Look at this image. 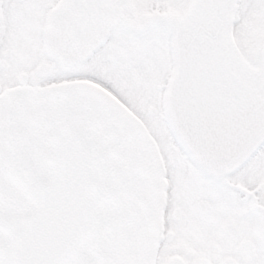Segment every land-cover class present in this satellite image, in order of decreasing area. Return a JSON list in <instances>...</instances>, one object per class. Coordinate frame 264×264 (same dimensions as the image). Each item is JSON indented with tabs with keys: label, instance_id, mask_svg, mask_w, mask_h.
Wrapping results in <instances>:
<instances>
[{
	"label": "snow or ice",
	"instance_id": "6c2138e0",
	"mask_svg": "<svg viewBox=\"0 0 264 264\" xmlns=\"http://www.w3.org/2000/svg\"><path fill=\"white\" fill-rule=\"evenodd\" d=\"M57 3L58 0H0V48L4 47V38L9 37L10 29L14 35L7 40L8 44L26 35L35 50L32 79L39 85L37 95L57 100L54 104H37L30 116L19 122V151L31 169L33 181L47 184L58 164L55 144L58 126L70 114L80 148L100 164L96 176L98 194L93 208V223L102 239L97 240L95 246L86 245L81 264H125L127 254L121 253L117 258L112 243L125 231V218L139 211L137 200L141 192L148 190L147 185L138 188L125 178L127 162L106 142V126L96 121L81 101L87 99L95 102L97 107L108 109L118 107L99 92V89H105L132 107L126 95L116 87L120 83L118 75L143 69L147 61H154L157 51H163L169 45L176 27V21L168 16L136 18L132 8L186 7V0H171L170 4L166 0H64L50 20L48 14ZM212 3L216 7L233 8V0H212ZM234 3V29L243 26L251 10L264 7V0H234ZM84 8L94 10L90 20L77 19V13ZM49 24L52 25L50 39L45 42L41 38ZM217 31L223 34L226 25H217ZM146 96L150 98L149 93ZM7 110L8 102L0 100V128L7 118ZM119 112L127 115L122 109ZM127 119L151 150L149 132L136 125L131 117ZM244 128L248 131L243 135L244 143L238 151H230L225 145H201L200 157L209 166L207 168L181 149L183 176L179 171H172L167 176L169 184L163 202V227L157 228L158 240L166 243L174 238V234L168 231L171 208L173 202L182 198L184 179L195 178L201 185L220 193L229 210L252 208V198L235 185L242 182L255 188L264 182V119L246 123ZM150 132L158 142L162 138L175 142L164 121L152 127ZM262 194L264 187L257 193ZM261 203H264V195ZM33 209L30 200L22 195L18 197L20 214H30ZM256 213L260 215L259 209ZM209 234L215 236L216 230ZM235 243L233 239L228 246L232 252H235ZM260 250L264 252V246ZM156 264H165L163 243ZM214 264H222V261L217 259ZM239 264L264 262L253 257L241 258Z\"/></svg>",
	"mask_w": 264,
	"mask_h": 264
},
{
	"label": "water",
	"instance_id": "95a60500",
	"mask_svg": "<svg viewBox=\"0 0 264 264\" xmlns=\"http://www.w3.org/2000/svg\"><path fill=\"white\" fill-rule=\"evenodd\" d=\"M179 28L176 76L167 94L172 124L199 156L202 144L238 151L248 131L244 125L264 119V73L260 85L248 87L230 69L223 34L200 31L185 42V29ZM37 92L15 86L0 97L8 102L0 128V192L4 193L0 195V264H81L86 245L95 246L102 239L93 223L100 164L80 148L69 114L55 137L54 175L47 184L33 181L19 151V122L37 104L57 103L56 98L49 100ZM99 92L118 107H97L87 99L82 106L106 126V142L127 162L125 178L148 189L137 200L139 211L125 218V231L114 240L112 250L117 258L127 254L125 264H150L160 210L158 155L127 118L144 129L139 121L104 89ZM21 195L34 205L30 214L19 213Z\"/></svg>",
	"mask_w": 264,
	"mask_h": 264
},
{
	"label": "flooded vegetation",
	"instance_id": "af4514ba",
	"mask_svg": "<svg viewBox=\"0 0 264 264\" xmlns=\"http://www.w3.org/2000/svg\"><path fill=\"white\" fill-rule=\"evenodd\" d=\"M166 2L170 4L171 0H166ZM63 3L64 0H58L56 7L48 14L50 20ZM186 4V7L170 6L164 9L159 6L155 8L134 6L131 10L136 18L168 16L176 21V27L169 45L163 51H157L154 61H147L143 69H134L130 73L125 71L118 75L120 80L118 85L126 88L128 97H148L146 93H149L150 98L158 96L163 98L160 108L157 105L148 107L147 113L152 116H157L158 112L168 111L164 97L170 91L172 79L176 76V53L180 37V25L185 29V33H183L185 42H189L190 37L200 33V31L215 33L217 25H226L223 37L226 42L225 49L231 71H234L239 76L240 81L248 87H255L261 82L264 67V43L257 48L256 54L253 53L249 59L236 50L238 47L235 39L238 37V33L236 28H233L234 0L231 10L227 7H216L212 0H186ZM250 12L247 19L243 21L241 29L245 27L244 24L247 26ZM93 15V9L84 8L77 13V19L90 20ZM237 23L240 22L237 21ZM51 27L52 25L49 24L41 38L45 42L50 39ZM243 30L248 33L250 29L245 27ZM13 35L14 32L10 29L9 37L4 38L6 41L4 47L0 48V96L14 86L25 85L32 90H39V85L32 79V60L35 50L31 47L30 40L26 35L24 38H17L15 43L8 44L7 40ZM109 93L112 97L114 96L111 92ZM121 104L133 116L137 115L136 112L139 113V116L146 113L145 109L136 111L133 105L128 107L122 102ZM155 123L158 124L159 122ZM171 126L173 128V124ZM146 128L151 133L147 126ZM176 134L177 136L172 134L175 142L171 139L165 141L163 138L158 142L152 136L161 175L158 184L160 210L157 223L158 227L161 228L163 227L164 215L163 202L166 200L165 190L169 184L167 176L172 171H179L183 176L181 149L188 155L200 160L202 167H209L204 164L199 154L184 141L177 130ZM235 187L252 198L251 209L236 208L229 210L222 201L220 193L201 185L195 178L184 179L182 198L179 202H173L171 208V227L168 231L170 234H174V238L166 243L162 242L157 239L156 231L150 264H156L162 243L165 264H214L217 259H220L222 264H239L241 258L250 259L253 257L257 261L264 262V252L260 250L264 246V203H261L264 194L257 195L260 188L264 187V182L255 188H250L242 182L237 183ZM257 209H259L260 215H257ZM213 229L216 230L215 236L209 234ZM233 239L236 241L235 252H232L228 247Z\"/></svg>",
	"mask_w": 264,
	"mask_h": 264
},
{
	"label": "rangeland",
	"instance_id": "374dc122",
	"mask_svg": "<svg viewBox=\"0 0 264 264\" xmlns=\"http://www.w3.org/2000/svg\"><path fill=\"white\" fill-rule=\"evenodd\" d=\"M245 27H248L250 30L247 33L241 27L236 28V32L238 33V37L235 39V42H237V51L240 53H243L246 55V58L249 59L251 56L256 54V50L258 47H260L264 43V7H260L258 9L254 8L250 12V18L248 20L247 26L244 24ZM246 45V46H245ZM250 68V66H249ZM117 89L122 92V94H125L126 97L129 99V102L135 106L136 111L139 109L146 110V113L144 115L139 116L138 112L137 117H139L143 123L144 126H147L150 130L152 127L155 126V122L164 121L166 122V118H168V115L166 113L158 112L159 114L155 116L149 115L147 113V109L151 105H157L158 108L162 106V99L159 96L148 98V97H128L126 88L122 85H116ZM151 135V133H150Z\"/></svg>",
	"mask_w": 264,
	"mask_h": 264
}]
</instances>
